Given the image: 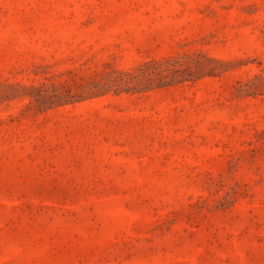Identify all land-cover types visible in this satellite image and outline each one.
<instances>
[{"label":"rangeland","instance_id":"374dc122","mask_svg":"<svg viewBox=\"0 0 264 264\" xmlns=\"http://www.w3.org/2000/svg\"><path fill=\"white\" fill-rule=\"evenodd\" d=\"M0 264H264V0H0Z\"/></svg>","mask_w":264,"mask_h":264}]
</instances>
